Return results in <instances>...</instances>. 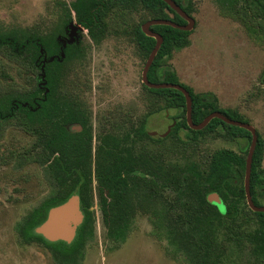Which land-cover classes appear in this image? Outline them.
<instances>
[{"label": "trees", "instance_id": "trees-1", "mask_svg": "<svg viewBox=\"0 0 264 264\" xmlns=\"http://www.w3.org/2000/svg\"><path fill=\"white\" fill-rule=\"evenodd\" d=\"M176 1L188 14H193L191 0ZM214 1L223 17L241 24L254 42L264 45V0ZM55 7L61 14L48 34L32 28L0 27V165H8L15 172L38 165L45 190L15 222L18 244H36L47 249L55 264H84L97 242L93 209L96 181L107 251L121 248L136 230L139 216L145 215L152 226V235L166 254L180 264H264V212L244 210L240 205L247 202L245 185L233 182L237 174L246 175L252 141L249 130L219 118L202 130H194L188 124L187 101L180 90L149 88L144 84L158 102L156 111H175L172 118L176 124L171 132L165 137L151 135L147 116L135 130V120L128 114L110 111V116L102 114L100 118V142L94 151L84 104L76 102L84 99L72 90L74 81H70V64L85 60V52L73 47L63 61H48L45 72L49 91L44 93L40 88L41 45L49 55L56 54L57 36L72 20L73 13L95 41L131 36L147 59L156 39L146 35L139 25L130 24L131 15L145 13L147 18L141 24L154 18L180 24L186 20L164 0H74L70 4L58 0ZM153 29L163 36L164 42L149 70V80L174 82L176 75L169 59L174 51L189 45L192 31L170 25H155ZM12 67L31 76V82L28 85L17 82L9 70ZM182 85L192 95L195 123L220 110L214 93H195L188 85ZM14 100L26 101L31 107L19 104L17 111L11 103ZM226 114L246 122L236 110ZM128 122L132 124V133L127 129ZM73 123L83 126V130L70 128ZM12 129L26 132L27 139L10 148L6 142ZM207 135L243 141L247 156L219 149L207 161L190 159L187 149ZM173 139L181 148L183 161L173 160L168 152H157L145 143ZM263 156L264 138L259 134L251 175V191L258 205L256 191L262 186L259 166ZM212 192L229 204L228 213L209 201ZM73 195L79 196L84 214L74 240L48 241L37 234L35 229L46 220L49 210ZM252 222L257 227L249 230Z\"/></svg>", "mask_w": 264, "mask_h": 264}, {"label": "rangeland", "instance_id": "rangeland-1", "mask_svg": "<svg viewBox=\"0 0 264 264\" xmlns=\"http://www.w3.org/2000/svg\"><path fill=\"white\" fill-rule=\"evenodd\" d=\"M57 1L0 0V27L32 28L48 34L55 28L61 14L55 7ZM61 1L70 4L74 0ZM191 1L196 26L189 45L174 51L169 59L176 75L174 82L169 83L188 85L195 93H214L222 108L236 109L264 138V45L254 42L241 24L223 17L214 0ZM144 17L147 18L145 13L135 12L130 17V24L139 25ZM85 42L90 43L88 34ZM146 62L147 58L140 53L131 36H111L92 47L85 60L70 64V81L75 84L71 86L72 90L85 101L93 100L94 105L110 107L111 112L124 111L133 120L138 117L142 121L147 116V129L162 134L173 123L175 111H156L158 102L154 94L145 89L142 80ZM9 70L17 82L23 85L31 82L28 74L13 67ZM181 135L185 137L184 132ZM24 137V134L12 132L6 145L10 148L17 146ZM145 143L157 152H168L173 160H184L174 139L165 143ZM243 144V141L207 135L187 150L190 159L202 162L219 149H230L245 156ZM259 169L264 176V156ZM233 182L244 183L245 176L237 174ZM94 187L97 242L84 264H180L166 254L152 235V226L145 215L139 216L136 230L121 248L107 251L96 181ZM44 192L38 165H29L21 172L0 165V264H55L47 249L36 244L19 245L14 231L22 212ZM259 195L264 206V192ZM225 205L228 213L229 204ZM240 206L250 211L246 201ZM256 227L252 222L249 230Z\"/></svg>", "mask_w": 264, "mask_h": 264}, {"label": "water", "instance_id": "water-1", "mask_svg": "<svg viewBox=\"0 0 264 264\" xmlns=\"http://www.w3.org/2000/svg\"><path fill=\"white\" fill-rule=\"evenodd\" d=\"M173 10H175L180 16H182L186 20V24H180L177 23L171 19H160V18H154L147 22H145L142 25L143 32L156 39V45L154 49L152 50L146 64L143 70V83L148 86L149 88H175L177 90H180L186 97L187 101V121L189 126L194 130H202L204 129L214 118H220L226 123H229L231 125L239 126L242 128H245L249 130L252 134V141L249 148V153L246 160V175H245V191L247 196L248 205L250 208L255 212H264V206L258 205L255 203L251 191V175H252V165H253V159L255 150L258 144L259 135L257 132V129L250 123L242 122L239 120H235L230 118L229 116L223 114L221 111H214L210 113L206 118L201 121L200 123H195L193 120V101H192V95L190 94L189 90L183 86L182 84H176V83H169V82H162V83H154L149 80L148 73L149 70L164 42V38L161 34L154 31L152 29V26L154 25H170L175 28H179L181 30L185 31H192L196 26V19L188 14L182 6L176 1V0H164ZM70 28L73 29V32L70 34L72 37L73 42L74 36L77 34V31L80 27V25L75 24L74 22L70 23ZM42 54L44 53V48H41ZM65 57V53L63 52L60 59H63ZM55 59V56L51 57L49 61H53ZM48 58L45 57L44 59V65H43V71L45 68V64L47 62ZM43 85H47L46 81V73L43 72ZM47 91L49 89L47 88ZM175 123V122H174ZM175 124H172L168 131L161 134L163 137L167 136L172 126ZM151 135L155 136L158 133L156 131H150ZM208 199L211 203L217 205L219 209L226 213V205L222 197L216 193L212 192L209 194ZM84 220V214L81 208V201L79 196L73 195L70 197L67 201L61 203L58 206H55L49 210L48 216L46 220L40 224L36 229L35 232L44 238H46L48 241H67L72 242L76 236L77 230L79 226L82 224Z\"/></svg>", "mask_w": 264, "mask_h": 264}, {"label": "flooded vegetation", "instance_id": "flooded-vegetation-1", "mask_svg": "<svg viewBox=\"0 0 264 264\" xmlns=\"http://www.w3.org/2000/svg\"><path fill=\"white\" fill-rule=\"evenodd\" d=\"M149 20H151V19H149ZM149 20H147V21H149ZM146 21V22H147ZM71 22H74L75 24H77V25H80V27H82V29L81 28H79L78 29V31H77V34L74 36V39H73V42H70V40L72 41V37L70 36V34L73 32V29L72 28H70V23ZM144 24V23H143ZM143 24H139V26L141 27V29H142V25ZM186 24V23H185ZM155 26V25H154ZM152 29H153V26H152ZM154 30V29H153ZM143 31V30H142ZM155 31V30H154ZM86 34H88L89 35V38H90V43L88 44V43H86L85 41H86ZM111 37V36H110ZM109 38V37H108ZM107 38V39H108ZM104 40H106V39H104ZM104 40H102V41H100V42H97V41H95L92 37H91V35H90V31H89V29L86 27V26H84L83 24H81L79 21H78V19H77V16H76V14L75 13H73V17H72V20L71 21H69L65 26H64V29H63V32L62 33H60L58 36H57V41H58V44H59V49H58V52L56 53V54H54V55H49L48 53H47V51H46V49L41 45V48H44V53L42 54V52H41V56H42V58H41V61L43 62V65H44V59H45V57H47L48 58V60H47V62L49 61V59L51 58V57H53V56H55V59H57V60H59V57H61V55H62V53L64 52L65 53V57L63 58V59H60L59 61H63L66 57H67V51L68 50H70V48H72L73 49V47L76 49V50H78V51H84L85 52V54H86V58H87V56H89L90 54H91V52H92V47L94 48V46H96V45H98V44H100L101 42H103ZM135 43L137 44V47H138V49L140 50V45H139V43H138V41L136 40L135 41ZM41 48H40V51H41ZM140 53H141V50H140ZM148 60V59H147ZM46 62V63H47ZM45 66H46V64H45ZM43 72H45V68H44V71H43V66H42V76L41 77H43ZM46 73V72H45ZM43 79V78H42ZM142 80H143V74H142ZM43 81V80H42ZM40 82V88H42V90H44L43 92L44 93H46L47 92V87L46 86H44L42 83L43 82ZM77 103H79V102H81V103H83L84 104V108H85V112L87 113V126H88V128H90L91 130H92V135H93V140H92V145H93V149H94V151H96V148H97V146H98V143L100 142V137H99V135H100V132H99V127H100V118L102 117V114H105V115H107V116H110L109 114H110V111H111V108L110 107H105V108H102L101 106L99 107V105H94V103H96V102H94L93 100L92 101H83V100H77L76 101ZM11 103L13 104V105H15L14 107H15V109H17V111H20V109H19V104L20 105H23L24 107H26V105H28L29 107H31L28 103H26V101H24V102H22V101H18V100H14V101H11ZM35 104L36 105H38L39 106V104H38V101H35ZM96 106H98L97 108H96ZM221 107V106H220ZM236 109H231V108H220V110H216V111H221L223 114H225V115H227L226 113L227 112H229V111H235ZM237 111V110H236ZM228 116V115H227ZM241 116H243V115H241ZM230 117V116H229ZM206 118V117H205ZM204 118V119H205ZM231 118V117H230ZM203 119V120H204ZM220 119V118H219ZM232 119H234V118H232ZM202 120V121H203ZM222 120V119H221ZM236 120V119H235ZM239 121H241V120H239ZM245 121L247 122V123H249L250 121H249V119H246L245 118ZM175 122V123H174ZM225 122V121H224ZM242 122H244V121H242ZM128 124H129V128H127L128 130H130V132L132 133V124L131 123H129L128 122ZM172 124H176V121H173V123ZM171 124V125H172ZM229 124V123H228ZM170 125V126H171ZM140 126H141V119L140 118H138V117H135V130H137V128H140ZM169 126V127H170ZM169 127H168V129H169ZM174 127V125L172 126V128ZM70 128H72L73 130H75V131H80V130H83V126H81L80 124H77V123H73V124H71L70 125ZM97 128H98V131H97ZM172 128H171V130H172ZM168 129H167V131H168ZM14 130V131H13ZM12 132H19L20 134H24L25 135V137H24V139H26V132H24V131H20V130H15V129H12L11 130ZM166 131V132H167ZM150 132V131H149ZM171 132V131H170ZM258 132V131H257ZM158 133V132H157ZM165 133V132H164ZM163 134V133H162ZM260 133L258 132V135H259ZM157 135H161V134H157ZM157 135H155V136H157ZM252 135V134H251ZM162 136V135H161ZM140 138V137H139ZM26 169V167L24 168V170ZM263 177V180H264V176H262ZM262 180V186H260L258 189H257V193H256V199H257V201H258V203H260V201H259V194L261 193V192H264L263 190H264V181ZM244 185H245V182H244ZM247 197V196H246ZM254 199V198H253ZM255 201V200H254ZM247 203H248V201H247ZM256 203V202H255ZM257 204V203H256ZM259 205H261V203L259 204Z\"/></svg>", "mask_w": 264, "mask_h": 264}]
</instances>
